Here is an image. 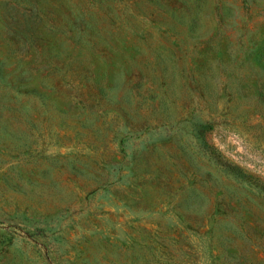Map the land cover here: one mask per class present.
I'll list each match as a JSON object with an SVG mask.
<instances>
[{
    "label": "rangeland",
    "instance_id": "1",
    "mask_svg": "<svg viewBox=\"0 0 264 264\" xmlns=\"http://www.w3.org/2000/svg\"><path fill=\"white\" fill-rule=\"evenodd\" d=\"M0 264H264V0H0Z\"/></svg>",
    "mask_w": 264,
    "mask_h": 264
},
{
    "label": "trees",
    "instance_id": "2",
    "mask_svg": "<svg viewBox=\"0 0 264 264\" xmlns=\"http://www.w3.org/2000/svg\"><path fill=\"white\" fill-rule=\"evenodd\" d=\"M197 132H198L197 134L199 135V138H201V130L198 129ZM202 139H204V138H202ZM226 166H227V165H226ZM230 167H231V169H232V172H234L235 174H241V173H240V170H241V169L238 168L237 166H235V165H231Z\"/></svg>",
    "mask_w": 264,
    "mask_h": 264
}]
</instances>
